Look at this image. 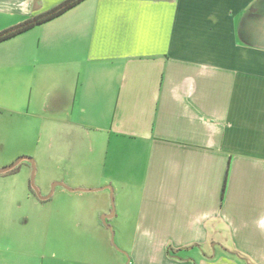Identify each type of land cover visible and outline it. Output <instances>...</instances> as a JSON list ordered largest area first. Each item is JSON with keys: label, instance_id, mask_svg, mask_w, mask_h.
<instances>
[{"label": "crops", "instance_id": "crops-1", "mask_svg": "<svg viewBox=\"0 0 264 264\" xmlns=\"http://www.w3.org/2000/svg\"><path fill=\"white\" fill-rule=\"evenodd\" d=\"M65 1L0 0V32ZM10 71L61 73L66 123L125 165L126 264H264V0H82L0 41Z\"/></svg>", "mask_w": 264, "mask_h": 264}, {"label": "rangeland", "instance_id": "rangeland-1", "mask_svg": "<svg viewBox=\"0 0 264 264\" xmlns=\"http://www.w3.org/2000/svg\"><path fill=\"white\" fill-rule=\"evenodd\" d=\"M12 73L6 74L9 84L0 92V167L22 156L32 158L41 195L54 182L101 189L69 191L56 186L48 199L40 201L25 195L31 174L28 162H20V174L0 175V250H4L0 264H116L121 259L126 264L137 191L127 181L125 165L115 167L109 157L105 159L103 135L95 128L80 130L66 123L57 88L60 71L52 77L39 71L32 90L19 86L31 77L23 72L17 80ZM112 175L123 187L117 195L112 186L104 187ZM111 200L114 214L104 225L101 215L110 212ZM22 219L26 223H20ZM7 230L16 233L9 244L1 240Z\"/></svg>", "mask_w": 264, "mask_h": 264}, {"label": "trees", "instance_id": "trees-1", "mask_svg": "<svg viewBox=\"0 0 264 264\" xmlns=\"http://www.w3.org/2000/svg\"><path fill=\"white\" fill-rule=\"evenodd\" d=\"M80 1H82V0H66L65 2L60 4L59 6H56L55 8L47 11L46 13H44L38 17H34L32 19L26 20V21L22 22L21 24H18L14 27H11L9 29L1 31L0 32V41L5 40V39H7V38L19 33V32H22V31L34 26V25H37V24H40V23L45 22L47 20H50V19L56 17L57 15L61 14L65 10L76 5ZM16 169L17 168L14 167L13 169H11V171H14ZM31 192H33L32 189H31Z\"/></svg>", "mask_w": 264, "mask_h": 264}, {"label": "water", "instance_id": "water-1", "mask_svg": "<svg viewBox=\"0 0 264 264\" xmlns=\"http://www.w3.org/2000/svg\"><path fill=\"white\" fill-rule=\"evenodd\" d=\"M26 160L29 162L30 166H31V174H30V186L32 188V190L34 191L35 195L41 199V200H46L48 199L54 192V189L56 186H62L64 188H66L69 191H77V190H83L80 188H69L67 186H65L62 182H54L51 185L50 191L46 194V195H41L39 189L37 188V186L35 185V163L34 160L28 156H22L19 157L17 160H15L13 163L4 166V167H0V174L1 173H5L10 171L11 169H13L14 167H16L21 161ZM109 188V187H107ZM101 188H97V190H99ZM114 213V208H113V203L111 200V212L109 214H103L101 215V221L104 225H106V219H109L110 217L113 216Z\"/></svg>", "mask_w": 264, "mask_h": 264}, {"label": "flooded vegetation", "instance_id": "flooded-vegetation-1", "mask_svg": "<svg viewBox=\"0 0 264 264\" xmlns=\"http://www.w3.org/2000/svg\"><path fill=\"white\" fill-rule=\"evenodd\" d=\"M15 168H17V166H16ZM33 193H34V191H33ZM34 194H35V193H34ZM110 212H111V207H110ZM110 212H109V213H110ZM109 213H108V214H109ZM113 214H114V213H113ZM110 218H111V217H110ZM110 218H109V219H110ZM107 220H108V219H106V224H107ZM101 222H102V221H101Z\"/></svg>", "mask_w": 264, "mask_h": 264}]
</instances>
